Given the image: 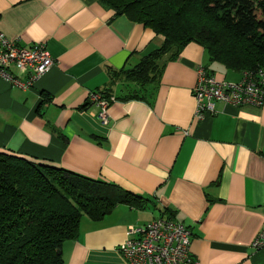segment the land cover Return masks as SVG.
Listing matches in <instances>:
<instances>
[{
  "label": "crops",
  "instance_id": "crops-1",
  "mask_svg": "<svg viewBox=\"0 0 264 264\" xmlns=\"http://www.w3.org/2000/svg\"><path fill=\"white\" fill-rule=\"evenodd\" d=\"M0 32L18 45L43 42L54 60L26 89L0 78V151L148 198L97 221L82 216L77 236L60 247L62 264H126L116 250L126 226L156 208L188 227L198 264H264V245H252L264 222V101L216 102V113L193 115L199 65L221 80L241 72L191 41L160 58L155 85L121 74L112 81L162 36L98 0H0ZM90 91L113 98L105 124L94 107L80 108Z\"/></svg>",
  "mask_w": 264,
  "mask_h": 264
},
{
  "label": "trees",
  "instance_id": "trees-1",
  "mask_svg": "<svg viewBox=\"0 0 264 264\" xmlns=\"http://www.w3.org/2000/svg\"><path fill=\"white\" fill-rule=\"evenodd\" d=\"M98 2L162 36L160 45L133 67L111 73L112 81L121 74L141 86L155 85L160 58L174 56L191 41L230 70H264V0ZM43 99L50 97L44 94ZM147 200L113 184L0 151V264H62L60 247L77 236L82 216L97 221L117 204L143 208ZM156 209V216L174 218L172 211Z\"/></svg>",
  "mask_w": 264,
  "mask_h": 264
},
{
  "label": "built area",
  "instance_id": "built-area-1",
  "mask_svg": "<svg viewBox=\"0 0 264 264\" xmlns=\"http://www.w3.org/2000/svg\"><path fill=\"white\" fill-rule=\"evenodd\" d=\"M54 60L43 42L18 45L0 32V78L20 89H26L48 71ZM14 66L17 73L10 70ZM27 74L20 79L19 74ZM194 100L193 115L201 118L205 113L217 112L214 105L222 104L260 105L264 101V70H244L237 80H217L202 66L196 68V79L191 88ZM112 97L98 91H90L86 102L96 109V116L102 124L107 123V108ZM88 106V107H89ZM86 107V108H88ZM253 247L264 245V222L252 241ZM117 252L126 264H198L190 251V231L180 221L168 216H155L143 224H128L125 237Z\"/></svg>",
  "mask_w": 264,
  "mask_h": 264
},
{
  "label": "bare ground",
  "instance_id": "bare-ground-1",
  "mask_svg": "<svg viewBox=\"0 0 264 264\" xmlns=\"http://www.w3.org/2000/svg\"><path fill=\"white\" fill-rule=\"evenodd\" d=\"M216 79V78H215ZM217 80H221V79H217ZM5 81V80H4ZM6 82H8V81H6ZM8 83H11V82H8ZM12 84V83H11ZM12 85H14V84H12ZM15 86V85H14ZM95 112H97L96 111V109H95ZM97 117V116H96ZM97 119L100 121V119L97 117ZM101 122V121H100Z\"/></svg>",
  "mask_w": 264,
  "mask_h": 264
},
{
  "label": "rangeland",
  "instance_id": "rangeland-1",
  "mask_svg": "<svg viewBox=\"0 0 264 264\" xmlns=\"http://www.w3.org/2000/svg\"><path fill=\"white\" fill-rule=\"evenodd\" d=\"M261 68V67H260ZM264 69V68H263Z\"/></svg>",
  "mask_w": 264,
  "mask_h": 264
}]
</instances>
